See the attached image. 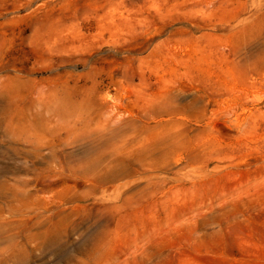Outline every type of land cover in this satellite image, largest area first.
<instances>
[{
  "label": "rangeland",
  "instance_id": "1",
  "mask_svg": "<svg viewBox=\"0 0 264 264\" xmlns=\"http://www.w3.org/2000/svg\"><path fill=\"white\" fill-rule=\"evenodd\" d=\"M0 264H264V0H0Z\"/></svg>",
  "mask_w": 264,
  "mask_h": 264
},
{
  "label": "bare ground",
  "instance_id": "2",
  "mask_svg": "<svg viewBox=\"0 0 264 264\" xmlns=\"http://www.w3.org/2000/svg\"><path fill=\"white\" fill-rule=\"evenodd\" d=\"M60 78V77H59ZM65 80V79H64Z\"/></svg>",
  "mask_w": 264,
  "mask_h": 264
}]
</instances>
